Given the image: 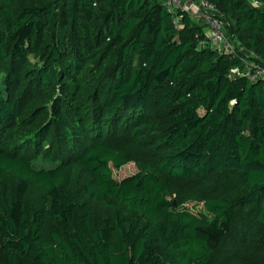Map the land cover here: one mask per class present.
Returning <instances> with one entry per match:
<instances>
[{
  "label": "trees",
  "instance_id": "obj_1",
  "mask_svg": "<svg viewBox=\"0 0 264 264\" xmlns=\"http://www.w3.org/2000/svg\"><path fill=\"white\" fill-rule=\"evenodd\" d=\"M211 1L255 56L165 0H0V264H234V225L264 226V78L230 71L264 65V0Z\"/></svg>",
  "mask_w": 264,
  "mask_h": 264
},
{
  "label": "built area",
  "instance_id": "obj_2",
  "mask_svg": "<svg viewBox=\"0 0 264 264\" xmlns=\"http://www.w3.org/2000/svg\"><path fill=\"white\" fill-rule=\"evenodd\" d=\"M254 4H259L257 0H251ZM166 6L174 15V22L179 24V11L184 10L190 17L202 23L206 40L219 53L238 55L241 50L243 53L255 56V52L242 47L237 49L234 39L227 33L223 12L211 0H165ZM244 61V66L231 68V75H245L250 80L264 78V65L251 60L246 55H240Z\"/></svg>",
  "mask_w": 264,
  "mask_h": 264
},
{
  "label": "rangeland",
  "instance_id": "obj_3",
  "mask_svg": "<svg viewBox=\"0 0 264 264\" xmlns=\"http://www.w3.org/2000/svg\"><path fill=\"white\" fill-rule=\"evenodd\" d=\"M35 164L40 166L49 167L55 165L44 157H40L36 160ZM137 164L135 161H130L119 170H114V176L118 179H122L137 171ZM191 209L198 212L202 209L201 204H196L193 201L186 203ZM246 224L249 221L245 220ZM236 241L240 242L235 245ZM244 247L245 251H235V247ZM232 257L234 264H264V226L254 229L248 234L246 239H241V226L238 222L234 225L232 233L225 239L222 248L214 256L215 258L226 259Z\"/></svg>",
  "mask_w": 264,
  "mask_h": 264
}]
</instances>
